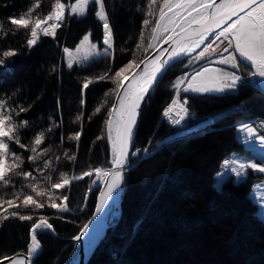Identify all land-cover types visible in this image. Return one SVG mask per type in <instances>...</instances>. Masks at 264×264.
Instances as JSON below:
<instances>
[{"label": "trees", "instance_id": "1", "mask_svg": "<svg viewBox=\"0 0 264 264\" xmlns=\"http://www.w3.org/2000/svg\"><path fill=\"white\" fill-rule=\"evenodd\" d=\"M66 1L71 0H61ZM104 1L113 36L108 53H104L103 22L96 16L98 5L93 2L85 15L65 17L54 38L41 35L32 48L27 47L24 30L0 34V51L12 48L18 52L0 66V98L8 99L18 112L20 107L27 109L13 118L28 121L20 129L21 143L28 149L14 142L9 146L23 157L22 170L35 178L13 175L9 185H0V197L31 194L45 204L43 208L7 209L32 215L33 220L9 216L0 223V257L28 250L30 228L39 217H46L61 237H72L95 208L98 191H89L93 175L75 180L69 187L51 188L61 172L71 176L111 166L106 122L118 89L112 79H106L90 84L82 96L83 81L85 77L113 76L134 58L140 62L150 52L147 45L163 2L157 0L150 7V0ZM33 3L0 0V23L5 31L12 28L8 18L27 12ZM54 3L40 0L33 15L46 16ZM87 34L101 54L69 68L63 49L76 47ZM141 34L144 42L138 49ZM187 58L183 56L165 70L146 100L135 128L121 209L88 264H264V220L251 196L254 180H236L230 174L218 182L215 166L199 170L185 166L186 158L201 155L217 140L239 148L235 122L238 117L264 116V90L254 85L249 88L246 82L238 94H184L190 113L179 124L170 125L161 116L174 95L172 81L188 70ZM241 101L247 103L246 114L233 108ZM40 131L45 138L34 154L29 149ZM77 132L81 133L79 141L70 139ZM136 149L140 153L133 156ZM145 149L148 155L141 158ZM32 155L38 158L28 159ZM72 156L75 160L69 159ZM46 160L51 161L47 169ZM47 176L51 181L45 180ZM30 183L38 184V190L47 189L51 200L47 195L36 196ZM63 196L68 197L69 211L49 207L52 202L61 204ZM37 237L42 249L34 264H68L78 248L75 241L46 231Z\"/></svg>", "mask_w": 264, "mask_h": 264}, {"label": "snow or ice", "instance_id": "2", "mask_svg": "<svg viewBox=\"0 0 264 264\" xmlns=\"http://www.w3.org/2000/svg\"><path fill=\"white\" fill-rule=\"evenodd\" d=\"M94 4L99 6V11L95 14L100 21L103 22V43L107 45L104 53H108L109 49L113 46L112 29L109 23L107 12L105 11L104 0H91ZM90 0H76L75 4L70 5L72 14L83 16L86 14L87 7ZM157 3V0H150L151 4ZM40 5V0H34L33 5L27 12L20 14L18 17H9L8 22L12 28L5 31L3 23H0V34L7 35L9 31L15 32L24 30L27 35V47L32 48L37 44L40 36L56 35V30L61 26L60 22L64 19V11L66 5L61 0H55L52 10L46 15H33L35 9ZM179 9L173 12V9ZM172 13L168 15L165 12ZM195 13V15H192ZM149 16L152 12L149 11ZM188 17H191L188 19ZM235 17V19H233ZM51 21V23H49ZM147 26L148 20L144 21ZM192 24H197L199 27L193 29ZM179 29V31H177ZM221 29L216 36L215 40L208 43L206 47L195 57L194 61L205 59L210 55L216 54V49L213 44L223 37L227 41L224 51L229 48L233 52L227 57L221 56L220 64L231 65L233 69H238L241 63L244 62L249 68L247 76L255 78V82L264 87V0H220L217 4L216 0H163V7L160 8V16L156 21L155 26L152 28V35L149 38L148 48H156L158 43L163 40L164 43L171 42L174 45L171 54L167 59H162L157 56L155 59L149 60L143 69L135 71L139 68L136 59L129 61L113 76L107 74L100 75L95 78L85 77L81 89L83 96L84 90L88 89L89 85L96 81H103L112 79L116 84L117 89L123 86V80L127 79L129 73L132 75V84L124 89L122 95L118 97V107L113 106L114 111H109V120L106 122L108 127V139L112 145V159L111 168H95L89 169L80 173L79 175L69 176L66 172H61L57 182L51 184L52 189L69 187L73 181L81 180L86 176H92L94 173L99 178H104L106 188L100 192L99 202L95 208V212L100 214L105 206L109 204L110 198H113V193L121 186L124 180L123 170L128 163L129 152L132 149L134 133L137 123V118L140 115L141 103L147 95L148 90L156 82L159 76L166 70L169 61L174 58H179L188 53L195 52L200 45L204 44L205 40L216 30ZM141 44L137 45L139 49L144 42L143 34L140 37ZM84 41H89V36L84 37ZM83 46V42L81 47ZM91 49H95L96 45L91 44ZM81 48H77L79 53ZM68 56V67L71 68L73 63L82 62L90 57H83L81 61H76L71 53V50H64ZM166 51V50H162ZM236 53H239L241 59H237ZM18 54L16 49L9 48L8 50L0 51V66L5 65L6 59L15 57ZM93 55H100L99 52H93ZM143 61H141L142 63ZM188 79L187 76L180 77L176 80L173 87L177 89V98L174 99L169 107L164 111L163 115L168 117L172 123L179 124L185 116L188 115L189 109L186 107L188 104L187 99L183 102L179 99L180 85ZM242 76L238 75L235 71H224L223 69H209L204 67L201 71L196 72L187 87L183 91L195 93H209V92H224L229 89H235L238 82H242ZM251 82V81H250ZM10 99V98H9ZM84 100L81 99V104ZM27 109L20 107L19 112H25ZM100 108L96 109L99 112ZM16 108L10 107L8 99L0 98V185L7 186L11 183L13 175L23 176L25 179L32 178V173L23 171V157L17 154L10 148V143L19 145L20 148L28 149V145L21 143L20 129L28 126V121L23 120L17 122L13 116L19 115ZM175 112L178 119L173 118ZM81 119V117H77ZM258 127L264 129V121L259 122ZM49 128L47 131H51ZM241 131L245 133L246 142H255L259 140L261 148H264V133H258L257 128L252 127L250 124H244ZM115 132V135H113ZM80 132L75 133L70 139L79 141ZM45 132L40 131L32 140V147L29 149L32 153H37V146L43 143ZM47 150H45L46 152ZM145 153L147 149L144 150ZM140 149L132 152V155H138ZM65 155H67L65 153ZM37 155H32L28 159L35 161ZM75 160V156L69 157ZM51 165V161L44 162V168L47 169ZM225 171L218 174L222 180L223 176L230 172L235 174L238 179H242L247 175L249 169L264 173V161L257 163L254 159L241 160L239 158H232L225 160L223 165ZM45 180L51 181V176L45 177ZM95 183V181L93 182ZM28 187L32 189L38 197L48 196L51 200V195L47 189L38 190V184L30 183ZM91 191V188H89ZM22 196V199H21ZM63 201H67L68 197H61ZM16 201H20L17 203ZM7 205V208L4 206ZM44 203L33 198L31 194L14 193L13 199H4L0 197V208L4 209L0 213V223L9 218V216L18 217L20 220L32 221V215L20 214L18 211L8 212V208H43ZM49 207L56 208L61 212L69 211L67 203L57 204L50 203ZM7 213V214H5ZM95 219V217H93ZM85 224L80 233L73 237L74 240H80L81 237L89 233V224ZM49 229L55 231L53 225L48 222L46 217H39L32 223L30 228L32 243L28 247L27 257L28 264H31V259L38 253L41 245L37 240V230ZM20 254H17L19 257ZM5 260H10L11 264H25L23 259L13 257H0V264H4Z\"/></svg>", "mask_w": 264, "mask_h": 264}, {"label": "rangeland", "instance_id": "3", "mask_svg": "<svg viewBox=\"0 0 264 264\" xmlns=\"http://www.w3.org/2000/svg\"><path fill=\"white\" fill-rule=\"evenodd\" d=\"M90 2H91V0H90ZM62 3H64L66 5L65 11H64V19L67 16L76 15V14H72L71 9L69 7L70 5L75 4L76 0L66 1V2H62ZM104 5H105V3H104ZM161 7H163V2L161 3V6H159V8H158V12H157V15H156V21L159 19L160 8ZM154 10L155 9H153V11ZM98 11H99V6H98ZM172 11L173 12H177V11H179V9H175L174 8ZM165 12L168 15L172 14L170 12H167V9H165ZM64 19H63V21H64ZM63 21H61L60 24ZM49 23H51V21H49ZM86 36H89V34H87ZM215 36L212 39H210V40H208V39L205 40L204 44L200 45V47L197 48L195 52L186 54V57H188L186 64H190V65H188V70L186 72L178 75L171 83V88L174 91L173 100L177 98L175 96L177 94V89L175 87H173V85L175 84V82H176V80L178 78L183 77V76H187L188 79H186L180 85V91H179V96L180 97H179V99H180L181 102H183L185 99H187V98L183 97V95L187 94V93L201 96V95H207V94H220V93H224V92H227V91H232V92H237V94H238L240 92V90H241L240 88L245 87L243 85L246 82L249 84V86H248L249 88L252 87V85L257 86V87H259L261 89L264 88L260 84L255 82V78H249L247 76L249 68L246 66V64L244 62L241 63V66L238 69H233L231 67V65L220 64L219 63V60L221 59V56L227 57L228 55H230L233 52L232 48H229L228 51H224V47H225L227 41H224L223 37H221V39L219 41H216V43L213 44V48L216 49V54L215 55H210V56H208V57H206L205 59H202V60H197V61L193 60V57L197 56L199 54V52L202 51L203 48L207 46L208 43H211L213 40H215ZM84 37H83V39L79 42V44L76 47H74V48H64L63 49V50H65V49L71 50V53H72V55H73V57H74V59L76 61H81L82 58L85 57V56L90 57V58L96 57L98 55L94 56L93 52H99V53L101 52L97 47L95 49H91V47H90V45H91L90 36H89V41H84ZM82 42H83V46L81 47ZM105 46L107 47V45H105ZM78 47L81 48L79 53L76 51ZM153 49L154 48H150V50H153ZM236 55H237V59L238 60L241 59L239 57V53H236ZM66 58H67V61H68V56L67 55H66ZM82 62H84V61H82ZM138 64H139V62H138ZM204 67H207L209 69H223L224 71H228V72L235 71L238 75L242 76V78H243L242 82H238V85H237V87L235 89H229V90H226L224 92H219V93L218 92L195 93V92H191V91H188V92L183 91V89L185 87H187L188 83L191 81L192 76L196 72L201 71ZM169 105H171V103L168 104V106L165 108V110L169 107ZM246 107H247V103L245 101L244 102L241 101L239 105L233 106L234 109H237V113L239 112V113H244V114L247 113V108ZM111 110H112V108H111ZM261 121H264V116H260V115L252 116V115H249L248 118H239L238 117V120L235 122V124H236V132H235L236 139L235 140L239 143V148H236L233 145H230L224 139L217 140L216 142H214L209 147L208 150H206L201 155H197V156H194V157H191V158H186L185 159V166L193 168L195 170H199V169H202V168L208 167V166H215L216 167L215 168L216 169V179H217L218 182H220L221 179L218 177V174L225 171V169L223 167L225 160H230L232 158H239L241 160L254 159L255 162H257V163H260V162L264 161V148H261L259 140H256L255 142H246L245 141V133L241 131V128H242V126L244 124H250L252 127L257 128V132L258 133H264V129H260L258 127L259 122H261ZM106 133H107V139H108V127H107V125H106ZM108 144H109V147H110V150H111V154H112L111 141L109 139H108ZM147 155H148V152L145 153V151H144L143 154L141 155V158L145 157ZM111 167H112V165L110 167H107V168H111ZM127 170H129V157H128L127 167L125 168L124 175H123L124 176V188H125V174H126ZM230 174H232V173L227 172L223 176V178L228 176V175H230ZM232 175L234 176V178L236 180H241V179H238L235 176V174H232ZM246 177H251L254 180V184H253L252 189H251V196L255 200V202L258 204V212L257 213H258L259 217L264 220V173H260L258 171H253V170L249 169L248 172H247V175L245 177H243V178H246ZM94 181H95V183H93ZM103 182H104V178L101 177V178L97 179V177H96V175L94 173L93 174V178L91 179V184H90L91 190L97 189V191L99 192L100 187L103 184ZM98 192H97V194H98ZM123 194H124V191H123ZM122 198H123V196H122ZM96 199H97V195H96ZM121 201H122V199H121ZM61 202H60L61 204L66 203V201H63V200ZM57 204H59V203H57ZM115 207H116L115 202L111 201L109 203V205L107 206L106 211H105V222H107L108 216L114 210ZM116 214L114 215V217L116 216ZM114 217L111 218V220L109 221L107 229L109 228V226H110L112 220L114 219ZM42 232H44V231H42ZM46 232H49V231L46 230ZM38 233H40L39 230H37V236H38ZM55 233H57V232L55 231ZM76 235H74V236H76ZM74 236H72V237H74ZM30 242L32 243L31 233H30ZM76 243L78 244V242H76ZM41 246H42V244H41ZM78 250H79V245H78V248L75 249V253H73L72 261L68 262V264H74V262L76 261L77 256H78Z\"/></svg>", "mask_w": 264, "mask_h": 264}, {"label": "water", "instance_id": "4", "mask_svg": "<svg viewBox=\"0 0 264 264\" xmlns=\"http://www.w3.org/2000/svg\"><path fill=\"white\" fill-rule=\"evenodd\" d=\"M216 3L219 4L220 3V0H216ZM233 19H235V17H233ZM193 29L199 27V25L197 24H192L191 26ZM219 30L221 29H216L209 37H212L216 32H218ZM177 31H179V29H177ZM174 45H172L171 42H168V43H164L163 40H161V42L157 45L156 48H154L153 50H151L141 61H143L141 63V61L139 62V68L138 69H135V71H140V69H143L145 64H148L149 63V60L151 59H155L157 56H161L162 59H167L168 56L171 54L172 52V49H173ZM162 50H166V51H162ZM184 56V55H183ZM182 57V56H181ZM181 57L179 58H174L173 60L169 61V64L166 66V69L168 67H170L174 62H176L177 60H179ZM160 76L157 78L156 82L159 80ZM156 82L152 85V87L148 90V93L147 95L144 97V100L142 101L141 103V107H140V114H141V111L143 109V106L145 105L146 103V100L151 92V90L153 89L154 85L156 84ZM130 84H132V75L131 73L128 74L127 76V79H124L123 80V86L121 88L118 89L117 91V94L115 96V99H114V103H113V106H118V97L119 95H122L123 92H124V89L127 88ZM113 106H112V111H114L113 109ZM140 117V115H139ZM139 117L137 118V122L139 120ZM137 124V123H136ZM130 154V152H129ZM127 167V164L125 165V168ZM124 168V170H125ZM124 170H123V175H124ZM106 188V182L104 180L103 184L101 185L100 187V190L97 194V199H96V203H95V208L99 202V196H100V192L104 191ZM123 191H124V180H123V183L121 184V186L116 190V192L113 193V196L116 194V193H119V197L118 199L115 201V204H116V207L114 208V210L110 213V215L108 216V219H107V222L104 223V227H103V230H102V233L96 237L94 240H92L91 243H89V236L91 234V231L93 229V227L95 226V224L97 223V221L100 219V217L103 215V213L105 212L106 208L108 205L105 206V209L100 213V214H97L95 212V208L90 216V218L87 220V222L85 224H88L89 221H91V223L89 224V233L84 236V237H81L80 240H74L73 237H61L60 235H58L57 233H55V231H52V230H49V229H43V230H39L40 232L42 231H49L51 234H53L54 236H56L57 238H60V239H63V240H66V241H76L78 242V245H79V250H78V256H77V259L76 261L74 262V264H88L96 246L98 245V243L100 242V240L105 236L106 232H107V227H108V224H109V221L111 220V218L114 217V215L120 211L121 209V199H122V196H123ZM111 200V198H110ZM93 217H95V219H93ZM83 228V227H82ZM82 230V229H81ZM80 230V231H81ZM79 231V233H80ZM78 233V234H79ZM77 234V235H78ZM38 240V239H37ZM39 241V240H38ZM40 243V242H39ZM41 245V243H40ZM41 248L42 246L40 247V249L38 250V253L33 256L31 259V264H34L33 263V260L36 258V256L40 253L41 251ZM20 254L19 257H17V254ZM8 257H13V258H19V259H23L25 261V264H28V257H27V252H17L15 254H12V255H9ZM4 264H11V261L10 260H5L4 261Z\"/></svg>", "mask_w": 264, "mask_h": 264}, {"label": "bare ground", "instance_id": "5", "mask_svg": "<svg viewBox=\"0 0 264 264\" xmlns=\"http://www.w3.org/2000/svg\"><path fill=\"white\" fill-rule=\"evenodd\" d=\"M192 15H195V13H192ZM191 17H188V19H190ZM221 31V30H220ZM262 90H264V88H262ZM219 93V92H218ZM117 94V93H116ZM177 97V94L175 95ZM180 97V96H179ZM172 100L173 98L171 99V101L169 103H172ZM168 106V105H167ZM118 107V106H117ZM186 107L188 108V106L186 105ZM144 108V106H143ZM189 109V108H188ZM143 110V109H142ZM142 112V111H141ZM190 113V112H189ZM188 113V115H189ZM141 115V114H140ZM163 116V115H162ZM161 116V120L165 122V116L162 117ZM186 117V116H185ZM184 117V118H185ZM113 135H115V132H113ZM112 147V145H111ZM119 197V193H116L113 198H111L110 202L111 201H116ZM109 202V203H110ZM109 205V204H108ZM106 211V210H105ZM104 222H105V212L103 213V215L100 217V219L97 221V223L95 224V226L93 227L92 231H91V234L89 236V243L92 242V240H94L96 237H98L101 233H102V230H103V227H104ZM82 229V228H81ZM38 239V238H37ZM39 240V239H38ZM40 242V241H39Z\"/></svg>", "mask_w": 264, "mask_h": 264}, {"label": "built area", "instance_id": "6", "mask_svg": "<svg viewBox=\"0 0 264 264\" xmlns=\"http://www.w3.org/2000/svg\"><path fill=\"white\" fill-rule=\"evenodd\" d=\"M172 115H173V118H176V119L179 118V117H176L175 112H173ZM163 116H164V115H163ZM165 121L168 122V123L174 124V123L171 122V120H170L168 117H165Z\"/></svg>", "mask_w": 264, "mask_h": 264}]
</instances>
